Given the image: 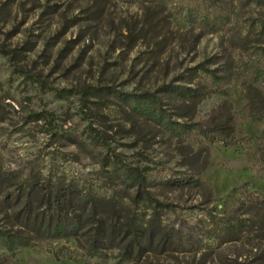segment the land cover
<instances>
[{
	"label": "rangeland",
	"instance_id": "rangeland-1",
	"mask_svg": "<svg viewBox=\"0 0 264 264\" xmlns=\"http://www.w3.org/2000/svg\"><path fill=\"white\" fill-rule=\"evenodd\" d=\"M188 5L0 0V232L31 239L2 242L0 264H264V0H218L229 22L215 28L189 24ZM25 178L115 198L155 216L160 237L127 260L130 240L91 257L84 241L30 234L16 213L50 206L18 196Z\"/></svg>",
	"mask_w": 264,
	"mask_h": 264
},
{
	"label": "trees",
	"instance_id": "trees-1",
	"mask_svg": "<svg viewBox=\"0 0 264 264\" xmlns=\"http://www.w3.org/2000/svg\"><path fill=\"white\" fill-rule=\"evenodd\" d=\"M183 1L190 3L186 7L188 12L185 15L189 24H194L198 20L204 26L209 25L210 16H214L215 20L212 28L217 27L218 24L223 25L229 22L228 15L223 12V8L218 6V0ZM210 74L212 80H219L218 76ZM179 92L185 96H192L186 95L182 91ZM157 110L160 111L159 108ZM152 117L157 122L163 120L161 115L153 114ZM123 174L125 176L123 183L134 189L142 188L144 192H139L143 195L140 197L145 203H149L152 196L146 189L147 181L142 173L138 170H125ZM195 182L194 177H186L176 182L168 180L165 185L183 187L185 185L193 186ZM17 185L19 186V197L30 199L34 192H41L43 198L47 199V205L50 206V209H43L42 212L36 213L35 210L42 209H32L31 206L24 205L16 213L21 230L36 234L40 238H74L80 245L84 241L89 247L88 255L91 257L99 256L102 250L120 247L130 240V245L124 249V258L128 260L132 253H141L160 237L157 233L158 224L155 216H150L148 219L140 216L132 217L130 209H124L122 203L114 201L115 198L109 199V201L104 197L93 195L79 184L69 183L66 185L51 183V181L40 183L35 178H25L17 179ZM78 197L82 202L81 205L75 203V199ZM263 205L259 201L253 202V206L257 208ZM215 226L219 227L217 223ZM225 226L226 230H230L232 234L252 228L246 220L228 223ZM254 226L257 231L264 230V223H257ZM0 241V244L3 242L10 250H13L12 246L28 247L31 244L30 238L1 232Z\"/></svg>",
	"mask_w": 264,
	"mask_h": 264
}]
</instances>
